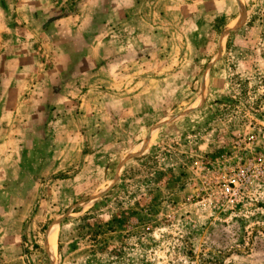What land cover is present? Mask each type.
Wrapping results in <instances>:
<instances>
[{
  "label": "rangeland",
  "instance_id": "obj_1",
  "mask_svg": "<svg viewBox=\"0 0 264 264\" xmlns=\"http://www.w3.org/2000/svg\"><path fill=\"white\" fill-rule=\"evenodd\" d=\"M0 264H264V0H0Z\"/></svg>",
  "mask_w": 264,
  "mask_h": 264
},
{
  "label": "crops",
  "instance_id": "obj_2",
  "mask_svg": "<svg viewBox=\"0 0 264 264\" xmlns=\"http://www.w3.org/2000/svg\"><path fill=\"white\" fill-rule=\"evenodd\" d=\"M135 1V3L137 4L138 2H139V0H134ZM113 10L115 11V12H117V11H119L120 10V8H118V7H113Z\"/></svg>",
  "mask_w": 264,
  "mask_h": 264
},
{
  "label": "built area",
  "instance_id": "obj_3",
  "mask_svg": "<svg viewBox=\"0 0 264 264\" xmlns=\"http://www.w3.org/2000/svg\"><path fill=\"white\" fill-rule=\"evenodd\" d=\"M233 183H234V181H232V184H233ZM230 190H231L230 188H226V189H225V193H226V194H229V193H230Z\"/></svg>",
  "mask_w": 264,
  "mask_h": 264
}]
</instances>
